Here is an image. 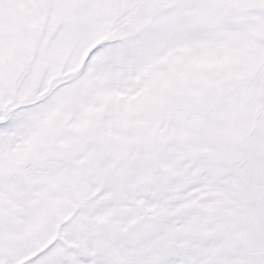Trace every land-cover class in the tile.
<instances>
[{"label": "snow or ice", "instance_id": "1", "mask_svg": "<svg viewBox=\"0 0 264 264\" xmlns=\"http://www.w3.org/2000/svg\"><path fill=\"white\" fill-rule=\"evenodd\" d=\"M0 264H264V0H0Z\"/></svg>", "mask_w": 264, "mask_h": 264}]
</instances>
